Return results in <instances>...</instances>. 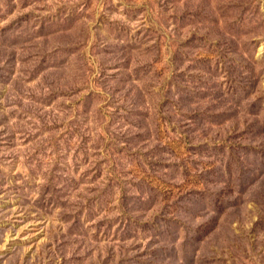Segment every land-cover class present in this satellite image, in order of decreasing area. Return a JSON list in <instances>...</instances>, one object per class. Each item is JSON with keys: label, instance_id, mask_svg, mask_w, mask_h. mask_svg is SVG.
I'll return each instance as SVG.
<instances>
[{"label": "rangeland", "instance_id": "374dc122", "mask_svg": "<svg viewBox=\"0 0 264 264\" xmlns=\"http://www.w3.org/2000/svg\"><path fill=\"white\" fill-rule=\"evenodd\" d=\"M0 264H264V0H0Z\"/></svg>", "mask_w": 264, "mask_h": 264}]
</instances>
